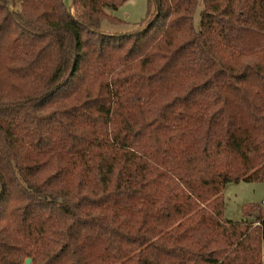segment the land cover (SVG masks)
<instances>
[{"label":"trees","instance_id":"obj_1","mask_svg":"<svg viewBox=\"0 0 264 264\" xmlns=\"http://www.w3.org/2000/svg\"><path fill=\"white\" fill-rule=\"evenodd\" d=\"M124 1L0 0V264H263L264 0Z\"/></svg>","mask_w":264,"mask_h":264},{"label":"rangeland","instance_id":"obj_2","mask_svg":"<svg viewBox=\"0 0 264 264\" xmlns=\"http://www.w3.org/2000/svg\"><path fill=\"white\" fill-rule=\"evenodd\" d=\"M68 7H72L73 0H64ZM148 9L147 0H125L112 13L120 17L122 21L111 22L104 19L101 27L109 31L132 30L137 26L138 21L145 17ZM73 10V8H72ZM195 23L198 22V12L194 15ZM224 197V216L232 220H241L245 217L242 212L244 203L259 204L264 210V182L247 181L234 179L228 181L223 190ZM262 262L264 264V242L262 246Z\"/></svg>","mask_w":264,"mask_h":264},{"label":"water","instance_id":"obj_3","mask_svg":"<svg viewBox=\"0 0 264 264\" xmlns=\"http://www.w3.org/2000/svg\"><path fill=\"white\" fill-rule=\"evenodd\" d=\"M30 261H31V257H26L25 264H30Z\"/></svg>","mask_w":264,"mask_h":264},{"label":"crops","instance_id":"obj_4","mask_svg":"<svg viewBox=\"0 0 264 264\" xmlns=\"http://www.w3.org/2000/svg\"><path fill=\"white\" fill-rule=\"evenodd\" d=\"M263 201H264V199H263Z\"/></svg>","mask_w":264,"mask_h":264}]
</instances>
